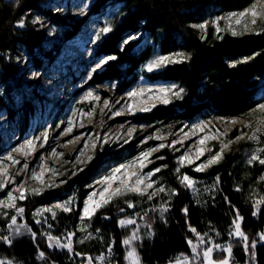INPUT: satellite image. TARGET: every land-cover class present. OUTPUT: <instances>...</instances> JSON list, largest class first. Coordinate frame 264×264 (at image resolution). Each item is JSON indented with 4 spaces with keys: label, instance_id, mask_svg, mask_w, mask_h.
<instances>
[{
    "label": "trees",
    "instance_id": "obj_1",
    "mask_svg": "<svg viewBox=\"0 0 264 264\" xmlns=\"http://www.w3.org/2000/svg\"><path fill=\"white\" fill-rule=\"evenodd\" d=\"M51 0H0V86L5 97L19 92L24 85L27 69L15 61L22 51L32 64L33 70H40L43 64H51L60 51L59 46L46 47V36L35 25L25 21L18 27L21 19L38 15L58 27L64 42L72 40L80 32L83 21H74L63 16L49 6ZM253 0H95L90 14L105 12L108 6L117 4L125 14L116 26L97 46L95 61L107 56H116L102 69L93 73L88 85L99 87L115 84V96L124 95L139 80L138 71L147 62L155 49L161 55L176 52L186 54L189 59L179 64L167 66L158 72L144 74L150 81H163L179 85L184 96L168 105H160L144 114L128 118L134 125L149 127L153 131L161 125L179 127L199 119L238 118L256 108L264 101L259 95V80L264 78V33L243 37H213L212 20L223 14L239 12L247 8ZM206 23L205 37L198 28L191 25ZM129 36H135L129 44H121ZM149 45L140 48L143 40ZM259 53V55H255ZM254 56L247 63L234 62ZM0 105L2 99L0 98ZM124 121V119H123ZM137 154L131 146L114 152L97 153L96 158L84 171L71 178L61 190H55L34 199L26 209L28 226L36 233V242L23 237L13 240L12 245L0 243V257L11 260L13 264H77L67 261L63 252L48 247L47 240L40 234L30 220L31 213L42 206L53 203L57 197L73 188L82 190L114 168ZM221 177V195L213 201L197 204L190 190L183 185L174 184L176 196L163 218L153 216L150 220V237L138 245L142 264H168L175 257L189 253L187 241L192 238L189 225L197 233L216 231L222 242L229 241L228 233L235 212L243 217L242 229L250 236H256L264 229L263 214L253 216V208L245 205L232 189L230 179L222 168L216 169ZM201 179L200 174H191ZM225 197L228 200H225ZM230 201V203H229ZM80 206V205H79ZM188 208L186 216L182 209ZM121 208L108 207L98 212L92 220L94 230L109 238L115 264H125L123 239L127 232L119 227L118 221L128 212ZM78 210L58 221L67 227L69 219L74 225L78 220ZM107 217V219L105 218ZM70 225V224H68ZM235 263L244 264L247 256L237 242L231 244ZM39 251L45 252V260L38 259ZM255 264H264V243L256 246Z\"/></svg>",
    "mask_w": 264,
    "mask_h": 264
},
{
    "label": "rangeland",
    "instance_id": "obj_2",
    "mask_svg": "<svg viewBox=\"0 0 264 264\" xmlns=\"http://www.w3.org/2000/svg\"><path fill=\"white\" fill-rule=\"evenodd\" d=\"M94 3L95 0H51L49 2V6L60 12L63 16L71 18L74 21L84 22L80 32L76 35V37L68 42L63 41L64 36L58 27L52 25L40 16L34 14L28 19H23L24 21H29L30 24L35 25L36 28L45 33L46 47L48 49L59 46L60 51L57 54L56 59L51 64H43V67L40 70H33L31 67L32 64L27 61L24 53L19 51L18 55L15 57V61L21 63V67L24 70L27 69V76L24 79L23 88L19 92L9 97H5L2 93V87L0 86V98L2 99V105H0V161L9 165V171L15 178L14 184L8 185L5 190H0V199L5 198L7 191L11 190L16 186V184L21 182L26 181V187L28 189L41 187L38 181H33L30 177L33 170L40 171L42 163L51 170L45 173L44 181L46 183L54 181L57 186L45 188L40 195H31L30 193H26V198L24 200H17V206L24 208L23 215L17 216V224L27 225V227L30 228L26 219L27 206L30 205L34 199L41 197L44 194L55 190H61V188L65 186L71 178L82 172L80 171L81 168L83 171L85 170V168L96 158L97 153H111L120 148L131 146L137 151V154L133 157L135 158L141 151L156 147L160 143H165L166 147L160 149L156 153H153L150 157V159L153 160V163L148 164V166L144 169V172L146 173L155 167L161 168V171L152 177V179L156 182L153 187L163 186L168 192H171L172 190H175L174 184L181 185L179 177L186 174L194 181V189H189L192 199L197 204H204L208 199L213 201L216 197L221 195L222 182L220 174L216 169L222 168L223 172H225L230 179L232 189L239 195L241 201L245 205L251 206L253 210L257 212L256 217L263 214L264 220V204L260 205L259 209L254 207L255 201L264 197V181L259 179L261 175H264V165H260L258 161H253L251 164L248 163L249 158L257 152V149L264 148V135H259L258 141H248L242 139L238 142H234L230 145V148L224 152L223 159L220 163L213 165L203 172H196L193 170L197 164L205 161L210 154H214L216 151H219L221 140L225 142L228 140L234 141L235 137L240 135L241 132L251 134L253 129L243 128V125L251 121L253 126H255V120L256 117L259 116V113L250 115L251 110L243 116L236 118L239 122L235 125L227 123V121L233 118L216 117L199 119L191 123L183 124L179 127H175L174 125H161L156 127L153 131H150L149 127L134 125L130 120H128V118L137 114H144L149 111H134L129 113L126 109H124L126 102L132 103L134 108L139 106L151 107L152 104H155V107H157L160 105H168L178 99L171 98L170 103L160 104L158 100L154 98L149 99L147 94L130 100L127 93L136 88H155L158 86L172 85L174 83L150 81L144 76V74L149 73L144 68L145 64L155 55H161L158 49H155L151 58L139 69L138 82L124 95L115 96V84L113 83L99 87L89 86L88 83L93 73L100 70L97 69L95 72L92 71L97 63L94 60L96 48L109 34L107 33L105 36H102L100 41L93 43L92 41L95 40L97 31L108 23H111L112 28L114 29L121 23L125 16L122 12L121 6L117 4L110 5L104 13L93 16L90 14V11ZM84 5H87V8H84ZM82 8H84L83 12L81 11ZM228 14H223L212 20V22H218L219 27L222 29L220 33L216 32V24L212 22L209 24V26L213 27L212 38L218 39V37L220 38L226 35L232 37H243L250 34L264 33V31H261V29L257 27L255 32L233 36L230 31L225 30L227 21L224 19L218 20V18L225 17ZM36 19H39L40 23L34 24L33 20ZM206 29L207 25L203 32L198 29L202 34V37H205L204 33H206ZM239 30L240 27L237 26V31ZM149 44L150 42L147 39H144L137 51ZM33 73H38V75L34 76ZM142 76L144 77L143 80H141ZM177 86L181 88L179 85ZM258 86L260 88L259 95L264 96V78L259 80ZM88 91H92L95 95H99L101 99L99 101L84 100L83 98ZM155 95L156 94L153 93V96ZM183 96L184 92L182 93V97ZM105 99L109 100V106L112 108L113 112L123 110L124 114L120 116H112V113L107 109H105V113L102 114L100 109L103 108V101ZM118 100L120 101L119 104L116 103ZM262 103H264V101ZM155 107H151V110ZM93 108H95L93 114L91 116L87 115L86 113ZM69 121H71L72 131L65 134L64 130L69 127ZM201 122L207 123L209 127L203 132H197L195 135H192L190 131L192 126ZM121 125L124 127L121 128ZM129 127H135L136 132L133 134V139L130 140L128 144H124L123 139H121L119 143L104 144L103 148H100L99 146H97L95 150L91 148L93 143H97V145H99L103 142L105 133H107L112 140H115L117 136H123V138L126 139L127 137L124 134L127 132ZM182 129L183 132L189 133L190 138L184 140L183 146L176 144L174 148L167 147V145L171 144L173 140L182 138ZM45 132L48 133L47 142L44 144V147L41 148L39 147V144L43 143V141L37 140L36 150L32 155L23 156L14 151V149L24 144L26 140L41 137ZM224 133H227V135H224ZM157 134L164 136L165 139L163 141L147 139L148 137ZM212 135L216 136V139L208 140L203 146L197 144V141L201 137ZM97 136L100 137L99 140L96 139ZM76 138H79V140L77 141ZM145 140L146 143H141V141ZM69 141H72V143H69ZM85 145H88V147ZM197 147L211 148L212 153L205 152V155L200 157L199 160H196L194 164H186L180 169V172L177 173L176 169L180 168L178 158L184 155L185 152L191 151L192 158L195 159V150ZM53 149H55L57 153H62V156H53ZM81 149L85 152V155L81 157V160H85L87 155L93 154L94 152L93 160L88 162L86 165L83 163H77L76 160V157L79 155ZM175 149L179 150L177 151ZM24 151L27 152L28 149L25 148ZM258 154L261 158H264V152H260ZM8 155H12L16 159H19L20 163L12 165L10 161H6L5 157ZM157 156H163L164 159H156ZM41 157H43V161L41 160ZM133 158L124 163L130 162ZM24 163L28 164V170L26 172H22L20 175H16V172L23 167ZM111 169L107 170L95 181L108 174ZM73 172H75V175L72 174ZM192 173L200 174L202 178L195 179L191 176ZM217 177L220 178L218 184L215 183ZM61 181L65 182L61 183ZM95 181H93L90 185L95 187ZM91 191L92 189L89 188V185L83 187L82 190L73 188L70 192L64 193L61 197H57L53 203L35 209L30 215V220L34 222L40 234L44 233L42 236H44L46 240L47 234L50 233L52 236L57 237L62 243H66L68 233H75L72 237L74 249L72 253H69L67 249L55 247L51 248L63 252L68 262L71 261L81 264V261L85 260L86 256H91L93 257L94 264H97L95 257L103 254L106 257L104 264H109V262L110 264H115V258L112 252L111 256H109L108 253V247L111 246L109 238L102 235L100 231L94 230L92 226V220L95 215L98 212L112 206L123 208V212H128L127 215L121 219L130 217L135 219L139 225L140 239L133 241L132 245L138 252L139 243L144 238L151 236L147 234L151 231V229H149L146 225L150 224V220L153 216L161 218L159 211L160 205L167 202L165 206L168 209L176 196H169L166 192L154 197L152 201H147L146 197L142 198L130 194L126 198L122 197L120 199L113 200L106 207L99 209L90 220H85L82 223L78 215V220L74 225H71L73 219H69V221H67L68 223L65 225L67 227L60 225L58 220L63 215L65 217L69 216L78 210V208V213H80L83 201ZM149 191H151V189H149ZM69 198H72V204L70 205L72 211L64 212L60 209H54L56 212L55 218H53L51 212H41L39 216L35 215L37 210L53 207L55 204L67 201ZM97 199H99V197H97ZM126 200H131L134 204V208H128L127 203L125 202ZM152 208H156V211H151ZM145 211L148 212V215L141 220L140 217L144 216ZM4 212H7L8 215L5 216L3 214ZM165 213L166 212L163 213V216ZM15 214L14 209H0V236H8L10 234L7 224L10 222V217ZM37 220H39L40 223H37ZM81 227L84 228L83 231L80 230ZM119 227L124 229L127 232V236H129L131 235L134 226L128 225L127 227H121L119 224ZM232 231L233 227L231 225L229 233ZM262 231H264V229ZM21 232L22 235L11 236L10 238L13 240L23 237L32 238L31 233H29L27 229L22 228ZM206 233V236L204 234H200L204 237V244H200L197 241L196 234L193 232L192 238H190L194 245H198L201 252L206 246L220 244L222 247H227L228 245L237 242L242 246L247 256V260L244 264H255V257L252 258L250 253L245 251L243 242L239 238L228 233L229 241L223 243L222 237L216 231L210 230ZM246 235L250 238V240H259L258 235ZM87 236H90V238L85 239ZM81 240L84 242L80 243L79 241ZM0 243L3 244L4 242L0 240ZM262 243L264 242H258L257 245ZM123 246L126 255L128 249L125 245ZM189 250V253L184 255L191 257L192 252L190 247ZM75 252H80L82 255L76 256ZM224 255H226V253L217 250L213 253V258L220 259L223 258ZM0 259L4 258L0 257ZM124 261L125 264H128V261H126L125 258ZM168 264H170V262ZM196 264H200V262L197 261ZM230 264H238L234 262L233 256L230 258Z\"/></svg>",
    "mask_w": 264,
    "mask_h": 264
},
{
    "label": "snow or ice",
    "instance_id": "obj_3",
    "mask_svg": "<svg viewBox=\"0 0 264 264\" xmlns=\"http://www.w3.org/2000/svg\"><path fill=\"white\" fill-rule=\"evenodd\" d=\"M84 8H87V5H84ZM84 8L81 9L83 12ZM224 19L227 21L226 29L227 31H230L233 36L237 35H244L251 32H255L257 27L261 29V31H264V0H253V2L244 10L240 12H234L229 13L225 17L218 18ZM234 22V23H233ZM33 23H40L39 19L33 20ZM212 23L216 24V32L220 33L222 29L219 27V24L217 21H213ZM25 21L21 19L17 22L18 27H24ZM237 26L240 27V30L237 31ZM193 28H198L202 32L206 28V23L201 24H194L191 25ZM113 30L111 23L106 24L104 27L100 28L95 36V40H93V43H96L97 41H100L102 36H105L107 33H110ZM219 38V37H218ZM136 39L135 36H129L127 39L123 41L121 44V50H124V45L129 44L131 40ZM255 55H259V53H255ZM254 56L246 57L245 59H242L240 61L232 63L230 66L235 67L236 63H247L249 60L253 59ZM116 56H107L104 58H101L95 65V68L92 69L93 72H95L97 69H102L103 66H105L109 61L116 60ZM189 59V57L181 52L172 53L169 55H155L152 59H150L144 66L145 70L149 73L157 72L162 69H165L170 64H179L183 61ZM33 75H38V73H33ZM144 77H141V80H143ZM184 92L183 88H179L177 85H167V86H158L155 88H136L132 91L127 93L128 98L131 100L132 98L143 96L145 94L148 95L149 99H156L160 104H168L171 102V98L175 99H181L182 93ZM153 93L156 95L153 96ZM84 100H92V101H99L101 97L99 95H95L92 91H88L84 98ZM117 104L120 103V101H116ZM110 102L109 100L105 99L103 101V108L100 109V112L102 114L105 113V109H107L109 112L112 113V116H120L124 114L123 110L118 111H112V108L109 106ZM151 107H155V104H152ZM151 107L149 106H139V107H133L132 103L126 102L124 105V109H126L129 113L134 111L139 112H147L151 110ZM95 111V108L91 109L87 115L91 116L93 112ZM256 113H259V116L256 117L255 120V126H253V123L250 121L247 124L243 125V128H252L253 131L251 134H248L246 132H241L240 135L235 137V140H228L227 142L221 140L220 141V149L219 151H216L214 154H210L208 158L197 164L195 168L193 169L196 172H203L206 171L208 168L212 167L215 164L220 163V161L223 159L224 152L230 148V145L234 142H238L240 140H248V141H258L259 135H264V103L257 104L256 108L253 109L250 113V115H254ZM111 118V117H109ZM239 121L236 118H233L227 123H230L232 125L237 124ZM121 128L124 126L121 125ZM187 127V126H186ZM209 125L207 123L201 122L197 123L192 126L190 129L192 135H195L197 132H203L205 129H207ZM72 131L71 127V121H69V127L64 130V133H70ZM183 132V129L181 130ZM136 132L135 127H129L127 129V132L124 134L126 135V139L123 138V136H117L115 140H112L111 137L108 136L107 133L104 134L103 142L97 145V143H93L91 145V148L95 150L97 146L100 148H103L104 144L107 143H119L121 139H123L124 144H128L130 140L133 139V134ZM224 135H227V133H224ZM189 133L183 132L182 138L178 140H173L171 144L167 145V147H172L176 144H180L183 146L184 140L188 139ZM77 141L79 138H76ZM97 140L100 139L99 136L96 137ZM147 139H155V140H161L163 141L165 139L164 136L157 134L154 136H150ZM216 139V136H204L201 137L198 141V145H205L208 140ZM42 140L43 143L39 144V147L43 148L44 144L48 140V133L45 132L42 134L41 137H35L33 139H28L25 141L24 144H22L20 147L14 149L16 153H19L23 156L32 155L36 150V141ZM69 143H72V141H69ZM141 143H146L145 141H141ZM88 147V145H85ZM165 143H160L156 147L148 148L144 151H141L138 156L133 158L130 162L120 164L119 166L113 168L110 170V172L106 175H104L101 179L95 181V187L93 185H89V188L92 189V191L87 195V197L83 201L82 209L79 213V218L81 222L83 223L85 220H90L93 215L96 214V212L109 205L113 200H117L120 198H126L130 194L139 196V197H146L147 201H152L154 197L160 195L161 193H166L169 196L176 195L175 190H172L171 192H168L167 189L163 186H157L153 187L156 183L152 177L161 171L160 167H155L151 171L144 172V169L148 166V164H152L153 160L150 159L153 153L158 152L160 149L165 148ZM25 148L28 149L27 152H25ZM179 150V149H175ZM205 152L212 153L211 148H205V147H197L195 150V159L192 158L191 151L185 152L184 155L180 156L178 158V163L180 164V168L176 169V172L179 173L180 169L184 167L186 164L191 165L194 164L196 160H199L200 157L205 155ZM264 152V148L257 149V152L251 155V157L248 160V163L251 164L253 161H258L260 165H264V158H261L258 153ZM53 156H62V153H57L55 149L52 151ZM85 155V152L83 149L80 150L79 155L76 157L77 163H83L87 164L88 162L93 160L94 152L93 154L87 155L85 160H81V157ZM156 159L163 160V156H157ZM6 161H10L12 165H17L20 163L19 159H16L12 155H8L5 157ZM41 160L43 161V157H41ZM28 164L24 163L23 167L19 169L16 172V175H20L22 172H26L28 170ZM166 167V165H165ZM136 169V170H133ZM51 171L48 169L43 163L41 164L40 171L33 170L31 173L30 179L33 181H38L41 185L39 188H32L28 189L26 187V181L21 182L19 184H16L14 188L11 190H8L6 193V197L3 199H0V209H14L15 215H12L10 217V222L7 224V228L10 230V234L8 236H0V240H2L5 244L12 245L13 239L10 238L11 236H19L22 235L21 229H27L29 233H31L32 240L35 243L36 242V233L32 231L31 228H28L27 225H18L17 224V216H22L24 213V208L17 206L16 201L17 200H24L26 198V193H30L31 195H40L42 191L45 190V188H51L57 186L54 181L46 183L44 181L45 173ZM80 171H83L81 168ZM55 174V173H54ZM75 175V172L72 173ZM219 177L216 178L215 183H219ZM260 180L264 181V175H261ZM179 181L181 185H183L185 188L188 189H194V181L191 177L184 174L179 177ZM65 181H61V183H64ZM15 178L9 171V165L5 162L0 161V190H5L8 185L14 184ZM151 189V191H149ZM239 190V189H237ZM99 197V199H97ZM225 200L227 201L228 198L225 197ZM128 208H134V204L131 200H126ZM167 202H165L166 204ZM230 203V201H229ZM72 204V198H69L67 201H64L62 203H57L53 207L39 209L35 213V215L39 216L41 212H51L53 218L56 216V212L54 209H60L64 212L72 211V208L70 205ZM165 204L160 205L159 211L161 214V218H163V213L166 212L168 209L165 206ZM264 204V197H261L260 199L255 201L254 207L259 209L260 205ZM121 212L124 211L123 208L120 209ZM151 211H156V208H152ZM184 214L188 215V208L185 207L182 209ZM5 216L8 215L7 212L3 213ZM148 215V212H144V216H141L140 219L143 220L144 217ZM253 216L257 215L256 211L252 212ZM107 219V217H105ZM243 220V217L239 214V212H236L235 218L232 220L231 224L233 227V231L229 234L239 238L243 242V246L245 251L250 253V256L252 258L255 257L256 252V246L258 242H264V231L258 233L259 240L251 239L245 234V232L242 230L241 227V221ZM37 223H40L39 220H37ZM119 224L121 227H127L128 225H133V230L131 235L127 236L123 239L122 243L127 247V252L125 255V260L128 261V264H142L139 253L137 252L136 248L133 247V241L139 240V225L137 224L135 219L132 218H125L121 219L119 221ZM149 229H151V225H146ZM81 231L84 230L83 227L80 228ZM189 231L196 234L197 241L200 244H204L205 240L204 237L201 236L199 233H197L196 229L191 227L189 225ZM148 235H152L153 233L149 231L147 233ZM41 235H44V233H41ZM75 235V233L69 232L67 235V242L62 243L57 237L52 236L50 233L47 234V240H48V247L49 248H61V249H67L69 253H72L74 251L73 249V243H72V237ZM205 236L207 233L204 234ZM90 236L85 237V239H89ZM80 243H83L84 241H79ZM189 247L191 248L192 255L191 257L181 254L180 256H177L173 261L170 262V264H196L197 261L200 262V264H230V258L232 256V247L231 245H228L227 247H222L220 244H214L212 246H206L203 248L202 252L199 249L198 245H194L192 240L187 241ZM217 250H220L226 255L223 256V258L220 259H214L213 253ZM112 248L111 246L108 247V253L109 256H111ZM76 256H81L82 253L75 252ZM38 259L45 260V252L39 251L38 253ZM106 260V257L103 254H100L95 257V261L97 264H104ZM0 264H12L11 261L0 259ZM81 264H94L93 257L86 256L85 260L81 261ZM110 264V262H109Z\"/></svg>",
    "mask_w": 264,
    "mask_h": 264
}]
</instances>
